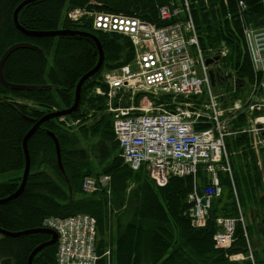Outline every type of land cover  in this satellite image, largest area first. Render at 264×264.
Segmentation results:
<instances>
[{
  "label": "trees",
  "instance_id": "1",
  "mask_svg": "<svg viewBox=\"0 0 264 264\" xmlns=\"http://www.w3.org/2000/svg\"><path fill=\"white\" fill-rule=\"evenodd\" d=\"M22 1L0 0V58L11 45H29L14 50L2 66L6 82L25 88L12 90L0 82V175L16 173L0 182V199L13 194L20 184L25 165L24 136L44 115L73 104L79 79L94 68L99 57L94 40L87 36L23 35L13 23V12ZM171 1L179 0H35L20 9L17 21L25 30L91 33L101 46L103 63L82 84L76 110L43 122L28 139L27 181L19 195L0 203V229H37L42 228L46 217L88 214L96 220V253L101 256L109 250V256H101L96 264H264V256L253 248L247 220L244 226L236 222L229 248H217L213 242L219 229L217 218L237 219L241 211L246 219L247 211L255 206L264 211L263 184L250 137L240 133L225 137L236 193L233 194L227 174L220 172L222 194L212 202L205 226H191L185 216L187 197L194 180L201 187L206 185L203 167L199 166L195 178H169L163 187H157L149 178L145 165L136 171L129 169L120 157L104 98L93 93L95 87L102 86L104 74L131 62L129 39L97 32L85 20L78 26L67 16L70 9H88L135 16L161 27L176 20L163 21L158 16V8ZM188 1L203 54L209 57V48L225 46L226 54L216 56L217 69L230 75L233 82L228 85L219 79L214 91L223 92L222 100L231 105L234 101H246L247 95L252 98L262 76L252 70L243 30L264 26L262 0H243L246 9L241 12L237 10L238 0ZM178 18L183 19L184 15ZM30 86L36 88H26ZM258 114L253 112L251 118ZM247 120L243 112L231 128H241ZM50 134L57 140L59 159ZM261 137L264 138V132ZM83 142L87 146H82ZM259 154L264 167V150L260 149ZM102 175L109 176V194L105 189L82 192L86 177ZM49 238L46 233L0 235V264H27L31 251ZM55 250L56 244L44 247L33 257L32 264H57ZM237 254L244 258L229 259Z\"/></svg>",
  "mask_w": 264,
  "mask_h": 264
},
{
  "label": "built area",
  "instance_id": "2",
  "mask_svg": "<svg viewBox=\"0 0 264 264\" xmlns=\"http://www.w3.org/2000/svg\"><path fill=\"white\" fill-rule=\"evenodd\" d=\"M238 2L242 4L243 0ZM84 14L95 15L94 11H85ZM67 16L72 22H79L76 13L70 12ZM110 16L108 19L104 14H97L90 27L96 31L100 28L124 33L132 45L133 56L129 64L106 73L102 82L105 89L101 91L97 86L93 93L104 98L106 113L112 117L113 133L123 152L120 154L123 163L135 169L140 161H148L151 167L156 165L163 170L157 158L164 154L176 164L178 170H182V173L178 171L175 175L193 178L198 166L204 165L207 183L200 192L194 187L188 194L185 211L191 226L203 227L212 201L221 194L219 173H226L233 180L224 138L247 132L250 125V148L257 153L260 149L264 150V138L261 137L264 132V82L262 96L256 101L252 97L250 101L233 102L234 109L246 112L248 116L247 126L233 132L229 129L233 121L230 113L217 112L216 101H221L224 95L216 93L206 77L210 68L206 60L224 56L225 49L220 54L212 53L208 57L193 46L196 44V33L191 32L190 40L183 39L181 34L189 30L187 27L171 24L163 29H155L135 18ZM160 16L164 19L169 13L161 8ZM255 30L245 27L243 33L249 37ZM249 40L251 46L248 54L251 56L252 70L264 78V32L253 34ZM213 62L218 63V60ZM195 72L203 76H196ZM202 107L217 113L210 120H205L201 114ZM255 111L259 114L251 118ZM257 165L263 167L261 161ZM163 172L166 176L173 175ZM109 180L107 175L86 177L81 188L86 193L105 189L109 194ZM239 216L242 221L241 211ZM216 222L219 229L213 236L214 246L227 249L234 240L236 220L219 217ZM41 225L57 235V264H96L101 256H109V250L101 256L96 253V220L92 216L46 217ZM241 258V254L229 257L230 260Z\"/></svg>",
  "mask_w": 264,
  "mask_h": 264
},
{
  "label": "bare ground",
  "instance_id": "3",
  "mask_svg": "<svg viewBox=\"0 0 264 264\" xmlns=\"http://www.w3.org/2000/svg\"><path fill=\"white\" fill-rule=\"evenodd\" d=\"M239 1V0H238ZM237 1V10H241V9H246V6H245V4H244V2H242V4H239V2ZM262 2H263V4H264V0H262ZM29 4V3H28ZM27 5V4H26ZM18 7V6H17ZM24 7V6H23ZM161 8H165L167 11H168V13H169V16L167 17V18H162L161 16H160V9ZM95 13V15L94 16H85V14L84 13H81V15L79 14H77L78 15V23L79 24H81V25H83L82 24V20H85V21H88L89 23H90V26H93V21H94V18H95V16L97 15V14H104L108 19H110L111 18V16L110 15H119V14H111V13H104V12H94ZM181 15H184V18L183 19H179L178 17L179 16H181ZM122 16H126V15H122ZM158 16H159V18L161 19V20H163V21H167V20H170V19H172V18H175L176 20L175 21H173L172 23H169V24H166V25H164V26H161V27H155L154 25H152L151 23H149V22H146V21H144L143 19H140L139 17H135V16H126V17H131V18H135V19H137V20H140V21H142L143 23H145V24H148V25H150V26H152L153 28H155V29H163V28H165L166 26H168V25H171V24H179V25H181L183 28H185V27H187V28H189V30L188 31H183V33L181 34L182 35V37H183V39L184 40H190L191 39V32H196V30H195V27H194V25H193V22H192V20L189 18V16H190V10H189V1L188 0H179L178 2H173V1H171L169 4H165V5H162V6H160L159 8H158ZM96 19V18H95ZM14 23V22H13ZM19 24V23H18ZM26 31H28V30H26ZM68 31H70V30H68ZM96 31V30H95ZM75 33L74 34H80V31H74ZM97 32H103V33H108V34H118V35H122V36H125V34L124 33H120V32H114V31H106V30H103V29H100V28H98L97 29ZM262 32H264V26H262V27H260V28H257L255 31H254V33L253 34H256V33H262ZM253 34H251L249 37H247L245 34H244V42H245V46H246V51L249 53V50H250V48H249V46H251V41L249 40L250 38H251V36H253ZM24 35V34H23ZM26 36V35H25ZM94 36V35H93ZM32 37H34V36H32ZM38 37V36H37ZM95 37V36H94ZM96 38V37H95ZM92 39V38H91ZM97 39V38H96ZM195 41H196V44H193V46L194 47H198L199 49H201V47H200V44H199V40H198V37H196L195 38ZM95 42V41H94ZM96 44V43H95ZM226 44V43H225ZM224 48H225V46L224 45H222L221 47H219V48H209L208 49V51L209 52H211V53H215V54H217V53H221L222 51H224ZM132 50H133V48H132ZM133 56V55H132ZM248 56H249V59H250V61H251V56H250V54H248ZM223 58V57H222ZM209 67H211V68H208L207 69V74H206V77H207V79L208 80H210V77H209V71L210 70H214V69H217L218 67H219V65L217 64V63H215V62H212V64H210V65H208ZM226 67H228L227 65H226ZM120 68V67H119ZM230 68V67H229ZM118 69V68H117ZM196 76H199V77H202L203 75L200 73V72H195L194 73ZM227 74L226 73H224V72H220V70H219V75H218V80H216L215 81V84H214V86H217L218 84H219V79H222V81L220 82V83H224V84H230L231 82H233L232 81V79H231V77H229L228 79H226V76ZM263 82H264V78H261L260 79V82L258 83V89L260 90V96H257V94L254 92V93H252L251 95L254 97V101H256L257 99H258V97H261L262 96V93H263V87H262V84H263ZM216 93H218V92H216ZM219 93H222L223 95H224V93L223 92H220L219 91ZM227 95V94H226ZM79 97H80V95H79ZM145 105V104H144ZM146 105H147V103H146ZM216 105H217V112H221V113H224V114H226V113H230V115H231V118H232V122H230V125H229V129L231 130V131H236V129H232L231 128V125H232V123L233 122H236L237 120H238V118L241 116V115H243V112L241 111V110H238V109H234L233 108V106L230 104V103H228V102H226V101H224V100H221V101H216ZM140 111H142L141 109H139ZM106 111V110H105ZM216 111L214 112L212 109H210V108H208V107H202L201 108V114H202V116H203V118L205 119V120H210L211 119V117L215 114V113H217ZM45 116V115H44ZM63 117V116H62ZM111 120H112V118H111ZM112 123V122H111ZM251 126L250 125H248L247 126V129H248V131L247 132H241L240 134L241 135H243V134H250V130H251ZM113 130V129H112ZM263 133V132H262ZM114 134V133H113ZM236 133H234V134H231V135H235ZM231 135H228V136H231ZM227 137V136H226ZM114 139L117 141V139L115 138V135H114ZM225 139V138H224ZM118 143V146H119V150H120V154L122 155V150H121V147H120V144H119V142H117ZM121 157V159H122V162H124L123 161V158H122V156H120ZM157 160H158V162H160L161 163V167H162V169L165 171V172H167V173H169V174H173V175H169V176H166L165 174H164V172H163V170H161L160 168H158L156 165H153L152 167L150 166V163L148 162V161H146L145 163H144V161H140L139 162V164H137L136 165V167H135V169H133V168H129V169H131L132 171H136V170H138L142 165H145L146 166V168H147V171H148V174H149V178L151 179V180H153L154 182H155V184H156V186L157 187H163V186H165L166 184H167V181H168V179L169 178H182L183 176L182 175H175V174H177V172L179 171L180 173H182V170H178V168H177V166H176V164L172 161V160H170V158L168 157V156H166V155H164V154H162V155H160L158 158H157ZM227 160H228V157H227ZM228 164H229V161H228ZM199 166H202L203 168H204V165H202V164H200ZM199 166H198V168H199ZM230 166V165H229ZM103 176V175H102ZM28 177V176H27ZM101 177V176H100ZM185 177V176H184ZM99 178V177H98ZM194 187H196V189L200 192L204 187H205V185L204 186H200L199 184L197 185V183H196V181L194 180V182H193V187H192V190H193V188ZM191 190V191H192ZM84 192V191H83ZM84 193H86V192H84ZM86 194H90V193H86ZM221 194H222V187H221ZM221 194H220V196H221ZM12 195V194H11ZM10 196V195H9ZM8 196V197H9ZM219 196V197H220ZM219 197H217V198H219ZM7 198V197H6ZM217 198H215L214 200H216ZM236 198V197H235ZM3 199H5V198H3ZM187 199H188V197H187ZM0 200H2V199H0ZM213 200V201H214ZM212 201V202H213ZM210 211V210H209ZM86 215H88V214H86ZM90 216V215H89ZM93 217V216H92ZM208 218V217H207ZM231 219H234V218H231ZM217 220V219H216ZM236 220V222L237 221H240V216L237 218V219H235ZM207 221V220H206ZM236 222H235V224H236ZM242 224H243V226H244V223H243V217H242V221H240ZM217 223V222H216ZM206 224V223H205ZM205 226V225H204ZM218 226V225H217ZM42 228H45V227H43V226H41ZM219 228V227H218ZM235 228V227H234ZM47 229H49V228H47ZM0 230H2V229H0ZM51 230V229H50ZM2 231H5V230H2ZM53 231V230H52ZM5 232H7V231H5ZM19 232V231H18ZM54 232V231H53ZM8 233H16V232H8ZM56 234V233H55ZM1 235V234H0ZM2 236H5V235H2ZM246 236V235H245ZM56 239H57V235H56ZM95 242H96V238H95ZM55 244H56V242H55ZM248 248H249V251H250V247H249V245H248ZM55 252H56V250H55ZM244 257L242 256V258L241 259H239V260H242Z\"/></svg>",
  "mask_w": 264,
  "mask_h": 264
},
{
  "label": "water",
  "instance_id": "4",
  "mask_svg": "<svg viewBox=\"0 0 264 264\" xmlns=\"http://www.w3.org/2000/svg\"><path fill=\"white\" fill-rule=\"evenodd\" d=\"M33 1H35V0H24L14 10V12H13V22H14V25H15V27H16V29L18 31H20L22 34H24L26 36H58V35H72V34L75 33L74 31H68V30L47 31V32H32V31H26L25 29H23L18 24V21H17L18 12L20 11V9L23 6H25L26 4L31 3ZM78 26H82V25L78 24ZM80 35L90 37V38H92L95 41L96 46H97V50H98V54H99L98 55L99 56L98 57V61H97L96 65L94 66V68L89 70L87 73H85L79 79V81H78V83L76 85V88H75V96H74L73 104L69 108H67L65 110H59V111H56V112L48 113L45 116L41 117L39 120H37L35 122V124L32 126V128L24 136V138L22 140V148H23V154H24V158H25V165H24V170H23V174H22V178H21L20 184H19L17 190L12 195H10L9 197H7L5 199L0 200V203L6 202V201L16 197L17 195H19L22 192V190H23V188L25 186V183L27 181V176H28V173H29V168H30V160H29V154H28V150H27V141H28V139L32 136L34 131L43 122H45V121H47L49 119H53V118H58V117L69 115V114H71L72 112H74L76 110V108L78 106V103H79V95H80V89H81L82 84L86 80L91 78L99 70L100 66L103 63V52L101 50V46H100L98 40L91 33H88V32H80ZM28 46L29 45L26 44V43H18V44L11 45L3 53V55L1 56V58H0V82H1V84L4 87L10 88L12 90H22V89L25 88L22 85H16V84H11V83L6 82L4 80V78H3V76H2V66H3L4 61L7 59V57L14 50H16L18 48H21V47H28ZM214 60L216 61V60H218V58L215 57ZM212 62H213V59H207L205 63H206V65H210V64H212ZM218 75H219V69H214V70H210L209 71V77H210V82H211L212 86H214L215 81L218 80ZM225 77H226V79H228L230 77V75L227 74ZM26 88L27 89H35L36 87L30 86V87H26ZM43 88H49V87L44 86ZM50 135L54 139L55 146H56V154H57V157L59 159V151H58L57 140L54 138L53 134H50ZM32 233H46V234L50 235V238H49L48 241L39 244L38 246H36L31 251V253L29 254L28 259H27V264H32L33 257L41 249H43L44 247L51 246V245L55 244V242H56V234H55V232H53L52 230L47 229V228H37V229H31V230H24V231H19V232H16V233H8V232L0 230V234L1 235H5V236H20V235H26V234H32Z\"/></svg>",
  "mask_w": 264,
  "mask_h": 264
},
{
  "label": "crops",
  "instance_id": "5",
  "mask_svg": "<svg viewBox=\"0 0 264 264\" xmlns=\"http://www.w3.org/2000/svg\"><path fill=\"white\" fill-rule=\"evenodd\" d=\"M253 152L256 157V163L258 161L262 162L260 154L255 151ZM237 153H240V151L236 152L235 154ZM258 168L260 170V177L262 180V184L264 185V171L260 166H258ZM263 189H264V186H263ZM263 193L264 191L261 193V195ZM247 212H248L247 215L250 213V216H248L246 220L248 224H250L251 226L249 229V236H250V240L252 242L253 248L256 251H258V253L261 256H264V211L262 212V210L256 209V206H255L253 209H250Z\"/></svg>",
  "mask_w": 264,
  "mask_h": 264
},
{
  "label": "rangeland",
  "instance_id": "6",
  "mask_svg": "<svg viewBox=\"0 0 264 264\" xmlns=\"http://www.w3.org/2000/svg\"><path fill=\"white\" fill-rule=\"evenodd\" d=\"M88 9H83L81 12H79V11H76V10H72V9H70L68 12L70 13V12H72V13H76V14H80L81 15V13H84L85 11H87ZM105 75V74H104ZM104 75H103V77H104ZM102 82H103V78H102ZM102 84V83H101ZM215 86H213V88H214ZM100 88V90L101 91H103L104 89H105V86H100L99 87ZM255 93L257 94V96H260V90L258 89V86L255 88ZM246 99H248L249 101L252 99L250 96H246L245 97ZM110 117H111V115H110ZM112 118V117H111ZM244 121H245V118H244ZM246 125L245 126H242L241 128H243V127H246L247 126V122L245 123ZM238 128H240V127H238ZM235 129H237V128H235ZM241 135V134H240ZM243 135H246V136H250V134H243ZM82 146H87V143L86 142H83L82 143ZM226 152H227V150H226ZM227 157H228V161H229V153L227 152ZM258 163V162H257ZM124 164V163H123ZM125 165V164H124ZM229 165H230V161H229ZM127 166V165H126ZM128 167V166H127ZM230 168H231V165H230ZM262 169H263V171H264V167H262ZM13 174H15L16 175V173H14V172H9V173H5V174H1L0 175V182H2V181H6L7 179H10V178H12L13 176ZM230 182V186L232 187V189H233V194L235 195V193H236V191H235V184H234V182H233V180L231 181H229ZM264 186V185H263ZM82 189V188H81ZM264 191V189L262 190V192ZM82 192H83V190H82ZM261 192V193H262ZM190 193V192H189ZM264 194V193H263ZM236 201V200H235ZM247 203H248V201H247ZM252 204V203H251ZM248 213V212H247ZM247 215V214H246ZM248 216H250V213L246 216V218L248 217ZM250 218V217H249ZM235 219V218H234ZM246 222V219H245V217L243 218V223H245Z\"/></svg>",
  "mask_w": 264,
  "mask_h": 264
}]
</instances>
